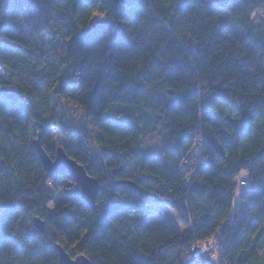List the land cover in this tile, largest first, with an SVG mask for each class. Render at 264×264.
Here are the masks:
<instances>
[{"label": "trees", "instance_id": "trees-1", "mask_svg": "<svg viewBox=\"0 0 264 264\" xmlns=\"http://www.w3.org/2000/svg\"><path fill=\"white\" fill-rule=\"evenodd\" d=\"M214 1L0 0V88L18 96L0 92V264H59L56 244L91 264H264V0ZM94 12L108 25L91 28ZM54 130L98 180L94 208L41 168L31 142L52 158ZM150 203L185 232L144 218Z\"/></svg>", "mask_w": 264, "mask_h": 264}, {"label": "water", "instance_id": "water-1", "mask_svg": "<svg viewBox=\"0 0 264 264\" xmlns=\"http://www.w3.org/2000/svg\"><path fill=\"white\" fill-rule=\"evenodd\" d=\"M137 0H120L121 4L125 6H130L135 3ZM229 0H215L216 5H220L222 7L226 6V3ZM108 20L106 18H100L96 21H93L91 28L97 29L99 27H105L108 25ZM0 92L3 96L12 101L18 100V96L16 92L12 88L1 87ZM169 93L172 94L171 91ZM32 147L34 148L37 156L40 160V165L46 176L52 177L59 174H64L68 176L70 179L72 178L79 190V199L85 204L89 205L91 208L95 207V198L100 190V184L97 179H93L90 175H88L86 168L83 165L77 163L71 157V160L67 156L65 152V148L62 146H58L55 148V152L52 158L46 153L44 148L41 145V140L39 134H36V138H34L31 142ZM119 171H115L114 173H118ZM122 183L129 185L134 190H138L139 187H136L135 184L131 181H121ZM32 223L36 230L40 233H43L46 229V225L44 220L39 217H34ZM57 250V258L59 264H91L90 259L87 256L82 254L75 255L76 259L73 261V257L65 250L64 247L59 244L55 245Z\"/></svg>", "mask_w": 264, "mask_h": 264}, {"label": "rangeland", "instance_id": "rangeland-1", "mask_svg": "<svg viewBox=\"0 0 264 264\" xmlns=\"http://www.w3.org/2000/svg\"><path fill=\"white\" fill-rule=\"evenodd\" d=\"M260 15H263V12L258 10L255 11L253 13V23L255 25H259L260 23L258 22V17ZM97 19H100L99 16H94L93 21H96ZM228 97L229 100H234L233 97L231 95H226ZM205 100V105H209L212 102V98L210 96L208 97H204ZM69 109L70 112H72V119L73 121H75L76 123H81L84 124L86 128L91 129L92 124L89 123L87 120H85V117L82 115V112L80 109H78L77 107L73 106V105H69ZM53 135H54V146L55 148H57L58 146H62L64 147V145L66 144V140L64 139V137L62 135L59 134V132H57L56 130L53 131ZM165 138L163 135L161 134H154L151 136H148L147 139H145L142 143V150L145 154H149V155H157L159 152V149L161 148V146L165 143ZM245 171H241V173ZM241 173L238 175V178L236 179L237 183H239L241 180L246 181L247 180V174L244 175L243 177H241ZM61 184H64V180L60 179V180H56ZM243 190V187L240 185V183L238 184V186L236 187L235 190V197L233 199V203H232V209L230 212V216L232 217L233 214L239 209L240 205V194L238 195L237 193H241V191ZM61 194L58 193L57 197H59ZM148 208H152L154 209L153 212L149 213L147 212L144 215V218L149 219V220H155V221H167V222H172L175 223L178 230L181 231V233L183 234L185 232V229L187 228L186 226H183L179 219H177L176 217V213L173 210H170L169 208L161 205H157L155 203H150L148 204ZM147 208V209H148ZM48 211L52 212L53 211V206L52 204H50L48 206ZM137 221L140 220L139 218H136ZM204 249V248H202ZM210 259H212V257H209ZM213 260V259H212Z\"/></svg>", "mask_w": 264, "mask_h": 264}, {"label": "snow or ice", "instance_id": "snow-or-ice-1", "mask_svg": "<svg viewBox=\"0 0 264 264\" xmlns=\"http://www.w3.org/2000/svg\"><path fill=\"white\" fill-rule=\"evenodd\" d=\"M81 4H83L84 6H87V7H91V5L88 3V0H81ZM93 16H99L100 18H104V17H103V12H100V13L94 12V13H93ZM258 22H259V23H264V15H260V16L258 17ZM128 31H129V33L131 32L130 29H129ZM69 159L71 160V157H69ZM246 174H247V173L242 172V173H241V177H243V176L246 175ZM93 179H96V178L93 177ZM237 194L239 195L240 193L238 192ZM49 203H51V201H49ZM65 207H67V205H65ZM147 211H148L149 213H151V212L154 211V209H152V208H148ZM109 215H111V213H109ZM113 218H115V217H113ZM106 219H107V217H106ZM205 251H207L206 248H205ZM72 259H73V261H75L76 257L74 256ZM212 259H213V260H216L217 257L214 256V257H212Z\"/></svg>", "mask_w": 264, "mask_h": 264}, {"label": "built area", "instance_id": "built-area-1", "mask_svg": "<svg viewBox=\"0 0 264 264\" xmlns=\"http://www.w3.org/2000/svg\"><path fill=\"white\" fill-rule=\"evenodd\" d=\"M240 185L245 188L247 186V183L240 181L239 182ZM205 248L207 249V258L208 257H217V259L215 260L216 262H218L219 259V252L217 251V247H216V241L213 240L212 238L207 239L206 242H204Z\"/></svg>", "mask_w": 264, "mask_h": 264}]
</instances>
